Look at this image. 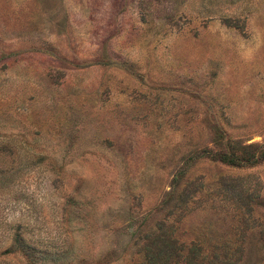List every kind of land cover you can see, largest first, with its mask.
Masks as SVG:
<instances>
[{
  "label": "rangeland",
  "instance_id": "obj_1",
  "mask_svg": "<svg viewBox=\"0 0 264 264\" xmlns=\"http://www.w3.org/2000/svg\"><path fill=\"white\" fill-rule=\"evenodd\" d=\"M220 136L264 149V0H0V264H264Z\"/></svg>",
  "mask_w": 264,
  "mask_h": 264
},
{
  "label": "trees",
  "instance_id": "obj_2",
  "mask_svg": "<svg viewBox=\"0 0 264 264\" xmlns=\"http://www.w3.org/2000/svg\"><path fill=\"white\" fill-rule=\"evenodd\" d=\"M223 136L218 137V139L216 138V143L219 142V146H218V150H211L208 149L207 151V156L209 157V159L211 160H218L230 165H240V164H253L254 162H256V160L261 157L264 156V149L263 150H259L257 151V153H255L254 151L246 152L247 154L245 156L240 157L238 154L235 153V149L230 145L231 142H229L228 144L230 145V149L229 147L225 146L224 144H222V142H220V140H223ZM226 144V141H225ZM249 147H251V145H249ZM256 154V155H255ZM193 184V182H185L184 187L180 189H177V184L173 185L171 190L167 192L166 195H168V198L166 199L165 202H167L169 199L173 200L172 202V208H180L183 205H185L187 203V198L189 197L190 194H188L189 192V186ZM195 192V191H193ZM192 194V193H191ZM153 242H151V244L156 243V242H160L161 244H165V242L167 241H171L175 243V239L170 237L167 231H161L158 236H155L153 238V240H151ZM168 244H165V246H167ZM162 249H159L158 254L161 253ZM173 250L175 251V253L177 255H179V252L176 251V247L173 246ZM157 257V256H156Z\"/></svg>",
  "mask_w": 264,
  "mask_h": 264
}]
</instances>
